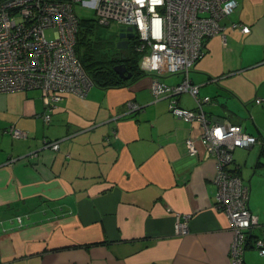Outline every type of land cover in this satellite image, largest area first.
Returning a JSON list of instances; mask_svg holds the SVG:
<instances>
[{"label":"crops","instance_id":"obj_1","mask_svg":"<svg viewBox=\"0 0 264 264\" xmlns=\"http://www.w3.org/2000/svg\"><path fill=\"white\" fill-rule=\"evenodd\" d=\"M236 1L230 20L250 32L227 28L226 46L221 35L208 39L191 79L212 99L205 105L211 120L264 141L255 116L264 113V0ZM154 78L94 85L84 98L67 94L50 124L41 90L0 94V264H231L233 232L215 206L216 160L199 144L200 124L174 116L169 98L155 100ZM178 102L196 108L188 93ZM11 127L28 137L13 138ZM45 139L59 140L60 149H44ZM260 152V145L237 148L230 170L250 185L249 209L260 222L253 237L264 240ZM186 216L189 234L177 235ZM256 251L246 250V264H264Z\"/></svg>","mask_w":264,"mask_h":264},{"label":"built area","instance_id":"obj_2","mask_svg":"<svg viewBox=\"0 0 264 264\" xmlns=\"http://www.w3.org/2000/svg\"><path fill=\"white\" fill-rule=\"evenodd\" d=\"M83 4L95 9L101 24L111 21L123 28L132 27L138 36V51L142 53L141 70L155 73L152 91L155 100L169 98V110L187 123L197 122L202 134L199 144L206 157L217 163L214 182L218 188L216 208L230 223L233 241L231 264H246L245 254L253 241L264 257V240L253 237L259 218L249 209L251 188L230 166L234 151L261 145L263 141L247 133L242 126L218 124L211 120L205 105L211 97H201L200 87L192 82L193 66L205 56V42L221 35L227 45V28L250 32L249 27L233 23L230 16L237 8L236 0H0V94L39 89L51 123L56 104L67 94L86 97L94 86L76 55L80 18L75 6ZM54 30V38L46 35ZM182 74V80L169 85L164 76ZM190 94L196 103L193 110L180 107V95ZM258 104L262 103L259 99ZM139 110L137 104L130 105ZM213 121V123H210ZM13 138H27L26 132L8 129ZM190 156L198 153L195 141L187 140ZM44 149L58 151L60 141H44ZM34 153L33 155H36ZM189 216L177 220L175 233L189 234ZM177 219H180L178 216ZM21 222V218H18Z\"/></svg>","mask_w":264,"mask_h":264},{"label":"trees","instance_id":"obj_3","mask_svg":"<svg viewBox=\"0 0 264 264\" xmlns=\"http://www.w3.org/2000/svg\"><path fill=\"white\" fill-rule=\"evenodd\" d=\"M97 24L105 25L101 24L98 18L92 21L80 19V31L76 46V55L95 86L102 88L124 86L144 76L152 75L156 77V74L153 72L147 73L141 70L140 65L142 53L138 51V36L131 47L128 45L127 49H118V52L116 53L117 55L113 56L110 52H105L104 50H101V48L99 49V45L94 42L93 30ZM110 24H112V21L108 25ZM119 32L118 41L120 39L121 29ZM82 49L83 52H81ZM137 55L139 56V60ZM117 63L125 64L128 70L133 73L131 80L124 81L118 76V74L114 71ZM44 141L53 142L57 140L45 139ZM260 147L261 156L264 157V142L260 145ZM259 165L261 166L263 164L259 163ZM234 174L239 176L238 173ZM250 246L255 249L252 240L249 241L248 248H250Z\"/></svg>","mask_w":264,"mask_h":264},{"label":"rangeland","instance_id":"obj_4","mask_svg":"<svg viewBox=\"0 0 264 264\" xmlns=\"http://www.w3.org/2000/svg\"><path fill=\"white\" fill-rule=\"evenodd\" d=\"M236 10V8H235ZM75 11L76 14L78 15V17L82 20H94L97 19V14L94 8L89 7V6H85L83 4H78L75 6ZM122 27L118 26L116 23L112 22V24L110 25H96L94 30H93V38H94V42L97 43L99 46V49L101 48V50H104L105 52H110L111 55L115 56L117 55L116 53L118 52V35H119V31ZM226 34V33H225ZM46 35L49 39H53L54 38V30L53 29H48L46 31ZM83 52V49L82 51ZM125 52V51H123ZM138 60H139V56L137 55ZM161 99V98H160ZM259 99L256 100V103H258ZM262 100V99H261ZM170 101V99H169ZM231 102H234L231 100ZM263 102V100H262ZM253 114V112H252ZM255 116L257 117V119L264 124V113L261 114H255ZM210 118V117H209ZM210 123H213V121H210ZM259 138V137H257ZM260 139V138H259ZM263 141V139H262ZM264 142V141H263ZM257 253H259L258 251H256ZM263 257V256H261Z\"/></svg>","mask_w":264,"mask_h":264},{"label":"water","instance_id":"obj_5","mask_svg":"<svg viewBox=\"0 0 264 264\" xmlns=\"http://www.w3.org/2000/svg\"><path fill=\"white\" fill-rule=\"evenodd\" d=\"M133 31V28L132 27H128V28H122L121 29V34H120V39H124V38H128V39H131L133 38L134 34L132 33ZM126 32H129L128 34ZM128 47V44L125 43V44H122V41L121 42H118V45H117V48L118 49H127ZM114 71L118 74V76L124 80V81H128V80H131L132 77H133V73L131 71L128 70V68L126 67L125 64H122V65H117L115 68H114ZM214 122L218 123V124H223L225 122L224 119L222 118H216L215 120H213Z\"/></svg>","mask_w":264,"mask_h":264},{"label":"flooded vegetation","instance_id":"obj_6","mask_svg":"<svg viewBox=\"0 0 264 264\" xmlns=\"http://www.w3.org/2000/svg\"><path fill=\"white\" fill-rule=\"evenodd\" d=\"M123 28V27H122ZM121 28V29H122ZM127 34L129 33V32H126ZM132 33L134 34V36H133V38H131L130 40L128 39V38H124V39H119V41L118 42H121L122 41V44H125V43H127L128 45H129V47H131L132 46V44L136 41V37H137V34H136V32L133 30L132 31ZM123 63H117L115 66H117V65H122ZM164 78V77H163Z\"/></svg>","mask_w":264,"mask_h":264},{"label":"bare ground","instance_id":"obj_7","mask_svg":"<svg viewBox=\"0 0 264 264\" xmlns=\"http://www.w3.org/2000/svg\"><path fill=\"white\" fill-rule=\"evenodd\" d=\"M33 90V89H32Z\"/></svg>","mask_w":264,"mask_h":264}]
</instances>
